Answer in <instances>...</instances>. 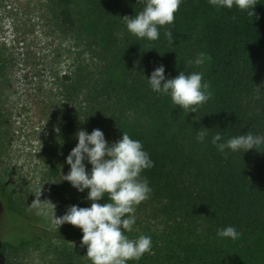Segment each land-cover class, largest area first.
<instances>
[{"label": "trees", "instance_id": "1", "mask_svg": "<svg viewBox=\"0 0 264 264\" xmlns=\"http://www.w3.org/2000/svg\"><path fill=\"white\" fill-rule=\"evenodd\" d=\"M55 2L61 25L74 29L73 0ZM255 3L251 16L235 6L182 0L172 24L147 41L123 23L143 0H93L101 77L90 99L106 113L102 132L109 143L126 132L154 162L141 173L151 192L135 206L133 225L151 237V251L131 264H264V145L222 154L209 142L216 132L224 139L264 133V0ZM200 53L202 64L185 65ZM160 65L166 79L179 71L202 74L211 95L196 113L150 90L146 78ZM199 127H208L202 142L195 140ZM228 224L240 235L217 237Z\"/></svg>", "mask_w": 264, "mask_h": 264}, {"label": "rangeland", "instance_id": "2", "mask_svg": "<svg viewBox=\"0 0 264 264\" xmlns=\"http://www.w3.org/2000/svg\"><path fill=\"white\" fill-rule=\"evenodd\" d=\"M72 7L76 26L68 30L55 0H0V264H91L79 227L65 222L57 231L30 205L41 185L39 199L56 216L90 206L87 188L61 179L65 157L78 129H107L106 113L90 99L101 77V19L93 0Z\"/></svg>", "mask_w": 264, "mask_h": 264}, {"label": "clouds", "instance_id": "3", "mask_svg": "<svg viewBox=\"0 0 264 264\" xmlns=\"http://www.w3.org/2000/svg\"><path fill=\"white\" fill-rule=\"evenodd\" d=\"M182 0H143V7L135 15L123 16L126 30L137 40L143 38L155 41L159 37V28L171 25L174 13ZM215 8L231 9L235 6L241 11L253 15L255 0H207ZM168 43L172 42L170 30H164ZM203 53L184 63L200 65L204 62ZM151 91L158 95L168 96L171 103L187 114L197 112L211 93L207 81H202L200 72L179 71L177 75L165 78L163 65L154 68L146 78ZM82 121V120H81ZM208 127H199L195 133L197 142L204 141L208 136ZM58 131V129H55ZM76 143L65 157L69 170L62 175L63 180L70 182L77 191L88 189L86 199L91 201L88 207L71 205L64 214L56 216L54 205L48 200H40L41 185L35 193L31 206L38 215L50 218L51 225L58 231L62 223H70L79 227L82 232L81 245L85 246L86 258L91 264H127L138 261L141 256L151 251V237L140 234L128 238L124 233L131 232L135 224V206L145 200L151 192L146 177L141 173L153 166L149 154L143 149L139 140L131 138L126 132L109 143L100 129L87 132L78 129L75 133ZM209 142L215 149L225 153L242 151L250 148L259 149L264 145V133L246 131L226 139L220 132L211 135ZM91 165L85 170V163ZM107 200L98 203L104 195ZM48 201L46 205L42 203ZM240 235L235 225L228 224L217 228V237L235 239Z\"/></svg>", "mask_w": 264, "mask_h": 264}]
</instances>
